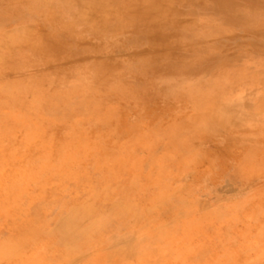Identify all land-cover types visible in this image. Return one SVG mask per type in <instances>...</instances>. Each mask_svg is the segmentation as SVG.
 I'll return each mask as SVG.
<instances>
[{"label": "clouds", "instance_id": "clouds-1", "mask_svg": "<svg viewBox=\"0 0 264 264\" xmlns=\"http://www.w3.org/2000/svg\"><path fill=\"white\" fill-rule=\"evenodd\" d=\"M0 264H264V0H0Z\"/></svg>", "mask_w": 264, "mask_h": 264}, {"label": "rangeland", "instance_id": "rangeland-1", "mask_svg": "<svg viewBox=\"0 0 264 264\" xmlns=\"http://www.w3.org/2000/svg\"><path fill=\"white\" fill-rule=\"evenodd\" d=\"M150 38L156 42H163L166 40V36L164 34H161V33L153 34Z\"/></svg>", "mask_w": 264, "mask_h": 264}]
</instances>
